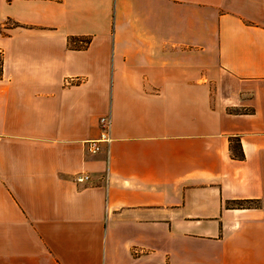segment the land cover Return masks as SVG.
<instances>
[{
  "label": "crops",
  "instance_id": "obj_1",
  "mask_svg": "<svg viewBox=\"0 0 264 264\" xmlns=\"http://www.w3.org/2000/svg\"><path fill=\"white\" fill-rule=\"evenodd\" d=\"M0 65V264H264V0H0Z\"/></svg>",
  "mask_w": 264,
  "mask_h": 264
},
{
  "label": "built area",
  "instance_id": "obj_2",
  "mask_svg": "<svg viewBox=\"0 0 264 264\" xmlns=\"http://www.w3.org/2000/svg\"><path fill=\"white\" fill-rule=\"evenodd\" d=\"M111 125L112 121L110 116H103L100 118V137L98 139L88 140L86 142L87 149L90 153L96 154L101 151L103 143L109 145L112 142ZM90 179L91 176L87 173H78L74 178L75 182L77 183L89 182Z\"/></svg>",
  "mask_w": 264,
  "mask_h": 264
},
{
  "label": "trees",
  "instance_id": "obj_3",
  "mask_svg": "<svg viewBox=\"0 0 264 264\" xmlns=\"http://www.w3.org/2000/svg\"><path fill=\"white\" fill-rule=\"evenodd\" d=\"M86 42L89 43L90 39H88V41H86ZM230 142H231L230 148L232 151V156L234 158L243 160L245 156H244V153L242 151V146H241V142H240L239 137H232L230 139ZM247 203H250V202H247ZM247 203H245L244 201H233L231 203H228V207H239V208L252 207L251 204H247Z\"/></svg>",
  "mask_w": 264,
  "mask_h": 264
},
{
  "label": "rangeland",
  "instance_id": "obj_4",
  "mask_svg": "<svg viewBox=\"0 0 264 264\" xmlns=\"http://www.w3.org/2000/svg\"><path fill=\"white\" fill-rule=\"evenodd\" d=\"M77 40H78V41H77V45H78V44H79V45H81V44L84 45V44H85V41H86V40H84V39H83L82 41L79 40V39H77ZM243 109H244V108H243ZM237 110H239V109H237ZM254 204H256V203H254Z\"/></svg>",
  "mask_w": 264,
  "mask_h": 264
}]
</instances>
